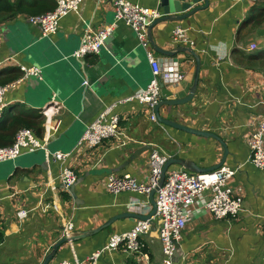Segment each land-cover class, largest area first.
<instances>
[{
    "label": "crops",
    "instance_id": "obj_1",
    "mask_svg": "<svg viewBox=\"0 0 264 264\" xmlns=\"http://www.w3.org/2000/svg\"><path fill=\"white\" fill-rule=\"evenodd\" d=\"M127 1L159 10L162 16L165 7L172 2ZM189 1L192 0H184L183 5ZM262 1L210 0L207 9L187 20L164 22L151 31L160 48L169 51L189 47L201 58L199 83L193 100L180 107L164 106L161 115L220 136L229 150L224 165L233 168L242 165L233 184L244 191L243 212L230 220H215L206 211L194 213L175 255V264H193L197 260H207V257L215 263L222 261L221 264H264V171L249 162L247 145L253 123L264 116V74L240 64L243 52L255 53L249 50L251 45H257V51L264 50V32L258 33V30L264 31V23L255 25L258 15L253 13L255 5ZM196 4L201 6L204 3L198 1ZM17 20L18 23L16 20L5 23L14 26L15 30L5 31L0 25V61L10 60L0 69V82L11 78H14L12 82L21 80L7 93L9 104L1 122L16 115L39 117L37 121L43 123V129L37 136L49 138V154L36 152L0 163V215L5 235L0 244V264H42L52 246L63 237L65 225L71 218L75 224L74 233L79 234L100 227L117 214L135 213L136 210L128 204L148 201L147 196L134 193L113 195L106 189V180L111 174L129 173L139 181H148L149 157L154 146L166 151L171 159L192 161L200 168H212L222 160L224 148L217 140L156 124L151 121L147 106L138 102L119 105L117 109L123 118L120 129L130 138L125 146L120 145L121 136L105 141L94 150L85 151L79 147L87 125L95 120L105 105L134 96L139 90L146 89L151 80L152 69L146 50L131 27L115 21L113 0H83L79 12L65 17L58 33L51 37H43L40 28L31 26L25 16ZM178 27L187 30L190 46L172 42V33ZM89 29L94 32L109 30L110 36L100 53L77 60L74 53ZM20 37L26 41L29 39L28 46L42 38L50 39V52H54L56 60H45L51 53L43 50L42 63L33 65L26 61L24 50L18 45ZM151 49L162 64L171 59L178 62L185 78L179 84L167 87L174 90L173 99L187 97L194 84L195 58L189 53L169 58L157 54L152 45ZM111 54L125 57L132 74L98 86L106 71V61L101 58H111ZM68 59L76 61L72 65L80 66L77 68L80 82L76 81L64 92L58 91L51 83L63 73ZM20 65L39 67L41 74L26 77ZM46 77H49V83ZM177 109L179 115L175 114ZM47 124L55 127L53 134ZM145 146H151V149L143 151ZM55 152L71 156L63 163L51 156ZM64 166L73 169L78 176L74 185L76 198L69 193V200L63 199L60 181ZM209 197L207 192L196 201V205L203 208ZM21 210L29 211L28 218L22 222L17 218V212ZM149 212L150 207L138 211L142 215ZM137 221L132 218L117 220L95 236L64 244L50 264L75 261V258L86 261L93 253L102 250L112 234L133 229ZM158 225L155 222L152 231L141 237L153 263H160L163 259L161 253L157 257L154 254L159 251L157 246L161 243ZM133 262L139 264L136 258L117 250L103 253L95 264Z\"/></svg>",
    "mask_w": 264,
    "mask_h": 264
},
{
    "label": "built area",
    "instance_id": "obj_2",
    "mask_svg": "<svg viewBox=\"0 0 264 264\" xmlns=\"http://www.w3.org/2000/svg\"><path fill=\"white\" fill-rule=\"evenodd\" d=\"M56 8L48 13L28 17L31 26L40 28L43 37H51L58 33L61 21L70 14L78 13L83 0H55ZM115 21L124 22L134 31L141 46L146 50L147 58L152 69V78L146 89L139 90L134 96L125 97L105 105L92 121L80 139L79 147L85 151L94 150L100 147L105 141L121 138V146H125L130 140L121 131L123 118L118 112L119 105H126L138 102L146 105L150 111L152 122L159 124L155 115V108L161 101L160 82L166 86L177 85L185 78L178 62L171 61L162 64L161 60L151 49L148 39L149 25L160 18L159 10L147 9L137 3L127 0H113ZM187 30L180 27L172 33V42L176 45L185 43L190 46ZM109 30L94 32L89 29L80 45L74 53L77 60H83L91 54H98L107 40ZM250 51H257V45H251ZM12 59V58H10ZM10 63V60L0 61V69ZM20 70L24 75L39 77L41 69L36 66L20 65ZM21 80L0 85V120L4 117L8 102L7 93L14 89ZM89 86V83H85ZM49 132L53 134L55 127L52 124L46 125ZM57 131V127L56 130ZM51 135V134H50ZM49 138L40 139L32 129H21L15 138L14 143L9 147L0 148V163L15 160L23 155L36 152H46ZM250 150L249 162L257 169L264 171V116L259 121L253 123V130L247 140ZM51 156L65 163L71 154L55 152ZM171 159V156L158 146L151 149L149 157V179L146 182L137 180L132 174L126 173L121 176L111 174L106 180V189L113 195L122 193H134L140 196H147L148 201H133L128 204L136 210L135 213L150 207L149 195L155 189L162 177L163 168ZM242 165L230 167L223 165L217 170L205 173H193L181 166L170 168L166 174L163 185L155 195L157 206L156 214L149 220H138L133 229L112 234L101 251L93 253L86 261L64 260L55 264H95L99 257L105 252L121 250L124 253L137 259L139 264H175V255L181 246L183 234L187 228L188 221L194 213L206 211L213 215L215 220L236 219L243 212L244 191L241 187H235L234 179ZM78 179L73 169L64 166L60 173V181L63 190L71 193L72 187ZM207 192L210 197L203 204V208L196 205V201ZM151 209V207H150ZM141 214V213H139ZM29 211L21 210L17 212V218L21 222L27 219ZM155 222H158L157 232L162 246L163 259L160 263H153L151 256L146 250V244L141 239L148 235ZM75 232V224L71 218L63 230L62 236L71 237ZM73 244V243H70Z\"/></svg>",
    "mask_w": 264,
    "mask_h": 264
},
{
    "label": "water",
    "instance_id": "obj_3",
    "mask_svg": "<svg viewBox=\"0 0 264 264\" xmlns=\"http://www.w3.org/2000/svg\"><path fill=\"white\" fill-rule=\"evenodd\" d=\"M198 1H200L201 3H204V4L201 6H197L196 3ZM183 3H184V0H172V2L168 3L167 7H165V9L163 10L164 15L161 16L160 18L156 19L154 22H152L149 25L148 38H149V41H150L153 49L156 51L157 54H160V55H163V56L169 57V58L176 57L179 53H189L190 55H192L196 60V73H195L194 84H193V87L190 91V94L187 97L181 98V99H173L175 92L173 89L170 88L173 85L170 87H167L163 83V80H161V82H160L161 101L159 102V104L155 108V115L158 119L159 124L162 126L174 128V129H177V130L189 133V134H194V135L205 137V138H213V139L217 140L222 145V147L224 148V156H223L222 160L212 168H200L195 163H193L192 161H186V160H183L181 158L169 159L163 168L162 177L160 179L159 185L155 189H153V191L149 195V203H150V207H151V212H149L147 215H142L139 213L136 214L134 212H124V213L115 215L114 217L109 219L106 223H104L103 225H101L98 228H95V229H92L89 231L80 232L79 234L74 233V235H72L71 237L64 236L61 239H59V241H57L52 246L51 252L45 257L42 264H50L53 261V259L56 255V253L58 252L59 248L61 246H63L64 244L75 243L77 241H81V240L87 239L89 237L95 236V235L101 233L102 231L108 229L109 227H111L112 224L115 223L117 220L132 218V219H138V220H144L145 221V220H149L150 218H152L157 212L155 195L158 192L159 188L163 185L165 178H166V174L171 167L181 166V167L185 168L186 170L193 172V173H205V172L217 170L226 163L229 150H228L227 144L225 143V141H223V139L220 136H218L214 133H211V132L200 131V130L195 129V128H190V127L185 126L183 124L177 123L173 119L164 117L160 113L161 108L164 106L169 107V108H174V107H180V106H183V105L190 103L196 94L198 83H199V76H200V72H201V58H200V56L194 50H192L189 47H177L176 49L169 50V51L164 50L158 46V44L153 40L152 35H151V31L153 30V28L159 24H162L164 22L185 21L188 18H190L191 16H193L194 14H196L197 12H200V11L207 9L210 5V0H192L191 2L189 1V4L185 3L186 5H183ZM172 5H173V7H172ZM261 32H264V31L258 30L259 34H261ZM18 45L20 46V44H18ZM30 47L31 46H28L27 48H30ZM26 50H28V49H26ZM100 51H99V53H100ZM42 52H44V51L40 52L41 55H42ZM25 53H26V51H25ZM40 53H39V51L38 52L36 51V53H31L30 56H31L32 60L29 62L33 65H36L38 63ZM25 57H26V55H25ZM49 59H51V56H48V58H45V60H49ZM103 60L106 61V71L104 72V75L103 74L101 75L102 79L99 80V83L97 84L98 86H101L102 84L104 85L105 83L109 82L113 78H118L120 76H124V75L127 76L128 74L129 75L132 74L129 70V69H131L129 62H127L125 57H123L122 55L111 54V58H106L103 56L101 58V61H103ZM42 62H43V60L41 61V63ZM78 67H80V66L79 65L78 66L72 65L71 62L67 63V66L64 69H62L61 72H63V73L60 74L59 78L52 81V83H51L52 86L54 88H56L58 91L61 90L63 92L66 90V88H68V87L70 88L71 85L75 84L77 79H78L77 78V74H78L77 68ZM72 70L74 71L73 74H72ZM48 78L49 77H46L47 82H48ZM175 114L179 115L178 109H177ZM146 149H151V146H145L143 148V151ZM71 193H72L73 197L76 198L75 186L72 187Z\"/></svg>",
    "mask_w": 264,
    "mask_h": 264
},
{
    "label": "trees",
    "instance_id": "obj_4",
    "mask_svg": "<svg viewBox=\"0 0 264 264\" xmlns=\"http://www.w3.org/2000/svg\"><path fill=\"white\" fill-rule=\"evenodd\" d=\"M57 6L55 0H0V25L12 22L20 16L26 18L38 16L50 11H53ZM264 2L258 3L253 9V13L258 16L256 23L260 26L264 23ZM241 65L259 71L264 74V50L248 53L244 56ZM14 78L0 82V85H5L13 81ZM39 117H30L24 115L13 116L7 122L0 120V148L11 146L16 138L17 133L21 129H32L40 136V131L43 129V123L38 122ZM64 200H69V193L64 191ZM5 240L3 232L2 219L0 215V244ZM137 264V263H132Z\"/></svg>",
    "mask_w": 264,
    "mask_h": 264
},
{
    "label": "rangeland",
    "instance_id": "obj_5",
    "mask_svg": "<svg viewBox=\"0 0 264 264\" xmlns=\"http://www.w3.org/2000/svg\"><path fill=\"white\" fill-rule=\"evenodd\" d=\"M16 22L18 23V20L16 19ZM255 25H257V23H255ZM1 27H3L4 29H5V31H7V30H10V29H14V26H12V27H10L9 25H7V24H2L1 25ZM15 30V29H14ZM20 39V42L21 43H19L20 44V47H21V49L22 50H24V54L26 55V57H25V60L26 61H31L32 59H31V56H30V54L31 53H36V51L38 52L39 51V53L41 52V51H43V50H48L49 52H47V53H51V60H56V58H57V56L54 54V52H50L51 51V49H50V47L49 46H52V42H51V40L50 39H48V38H42V39H39V40H37L34 44H32V45H30L31 47L30 48H27L28 47V45H27V43L29 42V39L27 38V41L26 40H24V39H22L21 37L19 38ZM259 42H261V41H258V43ZM142 48V47H141ZM26 49H28V50H26ZM25 51H26V53H25ZM246 54H244V52H243V58H244V56H245ZM41 61H42V55H41V53H40V55H39V60H38V63L37 64H40L41 63ZM69 62H71V63H75L76 61L74 60V59H68L67 60V63H69ZM151 78H152V74H151ZM77 82L79 83L80 82V79H77ZM124 122V121H123ZM159 247H160V249H159ZM159 249V251L158 252H156V251H154V254L156 255V257H157V255H159L160 253H161V255H162V246H161V243H160V245H158L157 246V250ZM159 253V254H158ZM204 259V258H203ZM198 262V263H197ZM221 262L222 261H217L216 263L214 262V260H213V262L211 261V259H209V257H207V260L205 259L204 261L202 260H197V261H195L193 264H221Z\"/></svg>",
    "mask_w": 264,
    "mask_h": 264
}]
</instances>
